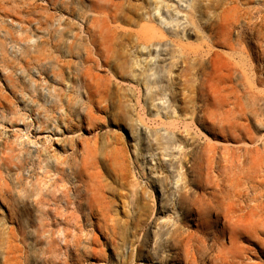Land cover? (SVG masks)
Returning a JSON list of instances; mask_svg holds the SVG:
<instances>
[{
	"label": "rangeland",
	"instance_id": "rangeland-1",
	"mask_svg": "<svg viewBox=\"0 0 264 264\" xmlns=\"http://www.w3.org/2000/svg\"><path fill=\"white\" fill-rule=\"evenodd\" d=\"M105 1L108 13H114L115 7L121 8L120 20L107 24L111 26V31L97 32L94 42L92 33H88L86 20L81 19L89 14L91 3L88 0H0V99L3 103V111H0V187L9 184L12 188L9 196L4 199L0 197V264L8 259L15 263L17 258L21 264H93L96 259L91 249L102 255L113 254L114 249L111 244H107L110 237H105L98 228L92 230L89 224L84 222L81 223L82 226L71 225L67 228L68 236L65 238L60 234L58 222L53 221L54 216L58 217L56 157L64 151L71 153L70 148L76 149L78 161L85 169L81 184L89 194L88 197H94L102 203L109 197L113 201L116 219L113 224L116 237L121 241L133 216L149 214L153 210L147 178L151 172L161 171L152 169L159 165V157H155L156 160L153 161L154 157L147 155L148 160L144 163L142 154H147L149 148L147 137L156 133L160 120H166L164 108L174 101L173 97L176 96V104L175 101L173 104L178 109V115L170 113L169 117L172 115L176 120L181 118L190 122L198 140L210 141L215 138L203 125L197 121L196 123L195 119L193 121L191 112L187 114V118L184 113L186 108L195 110L203 102L204 97L197 99V91L194 89L199 80H205L206 76L213 74L215 82L212 85H217V77L223 71L221 61L214 59L205 72L199 69L200 63L196 69H192L194 52L207 48L202 39L192 35L186 43L192 52L191 56L189 55L191 59L188 56L186 64H182L173 74L177 88L175 95L172 97V92L171 95H158L160 100L156 103L159 106L150 109L144 104L142 97L145 89L142 85L139 86L138 81V76L143 70L135 64V32L155 25L152 21L139 19L137 15L149 13L156 3H161L162 0ZM174 1L176 2L171 3L178 2L184 9L192 2ZM220 1L205 0L204 5L216 2L219 7ZM232 1L240 9L243 8L241 12L244 13L246 9L251 11L250 18H241L240 14H237L246 27L242 28L245 34L237 51L240 55L243 53L248 58L250 56V65L258 66L264 60L261 49L257 52V48H261L260 44L256 43L258 29L264 25V0L221 2L226 5ZM217 6L203 12V26L208 25L211 29L210 25L215 18L210 16L213 17L212 13L219 12ZM209 28L206 27L205 32H211ZM236 30L233 31L235 35L239 29ZM242 47L244 49H241ZM19 49L21 50L18 51ZM215 51L228 58L227 51L216 48ZM2 53L7 55L2 56ZM22 54L25 60L29 59L28 62L22 60ZM14 61L16 64L12 66L11 62ZM4 67L5 70L9 69V72L6 70L8 73L4 71ZM157 75L159 77L156 76L158 78L154 80L157 86L169 84L168 78L162 80L161 75ZM33 82L37 88L39 85L38 89ZM255 88L253 90H256V95L257 92L260 93L257 95L259 102L255 108L259 116L252 120L251 127L256 141L262 143L264 86L258 85ZM157 113L165 116L164 119L158 118ZM18 128L23 132L16 131ZM37 129L40 132H37ZM38 135L52 137L47 151L45 146L38 149L29 146L28 143L36 141ZM58 138L60 141L55 140ZM189 139L190 137H187V140ZM63 140L69 141V146H65ZM9 146L15 148L14 153L10 152ZM20 146L25 148L24 153H20ZM118 147L121 148L120 151L117 150ZM156 154H159V151ZM5 157L10 158L9 161H5ZM60 183L67 184L69 180ZM134 191H138L136 196H133ZM40 194L45 200L42 207L37 205ZM19 217H22L24 222H19ZM96 220L97 217H94L93 222ZM85 231L93 233V236L87 237ZM65 239L69 244L68 248Z\"/></svg>",
	"mask_w": 264,
	"mask_h": 264
},
{
	"label": "bare ground",
	"instance_id": "bare-ground-1",
	"mask_svg": "<svg viewBox=\"0 0 264 264\" xmlns=\"http://www.w3.org/2000/svg\"><path fill=\"white\" fill-rule=\"evenodd\" d=\"M49 1L57 2V0ZM88 1L91 3L88 8L89 14L81 19L86 20L88 33H92L95 42L94 37L97 32H109L111 26L107 24L120 20L121 8L115 7L114 13H108L105 0ZM172 1L176 2L162 0L161 3H156L149 13L137 15L139 19L155 23L151 27H144L135 32L137 47L135 64L143 70L139 74L141 76H138L139 86L142 85L145 89L142 98L145 100V105L154 109L159 106L156 103L160 100L158 95H171V92L172 97L175 95L177 88L173 74L182 67V64H186L188 61L186 59L191 56L192 52L186 43L192 35H195L206 43L207 48L194 52L196 57L194 56L193 64L190 63L192 69H196L197 64L200 63L199 69L205 72L208 65L217 59L221 61L223 71L218 77L216 73L215 86L212 85L215 82L213 74L206 76L205 80H199L194 89L197 91V99L204 97L203 102L198 108L196 107V111L186 108L184 116L187 118V114L191 112L193 121L195 119V122L203 125V128L215 138L210 141L198 140L190 122L186 119L173 118V113L175 116L178 115V109L173 104L176 99L174 96V101L169 102L164 108L166 120L158 122L157 131L160 132L156 131V135L147 137L149 148L147 154H142L144 163L148 160L147 155L154 157L153 161L156 160L155 157H159V165L152 169L161 171H153L147 178L150 183L153 210L149 214L133 216L121 241L116 237L113 224L116 222L113 201L109 197L105 203H102L94 197H88L89 194L81 184L85 169L78 161L76 149L70 148L71 153L64 151L56 157L58 217L54 216L53 221L58 222L60 234L65 238L68 236V226L83 222L89 224L92 230L98 228L105 237H110L107 239V244H111L114 249L113 254L102 255L97 250L91 249L96 259L93 264H264V141L262 143L256 141L251 127L252 120H256L259 116L255 108L259 102L257 95L260 93L257 92L256 95V90L254 92L253 89L258 85L264 86V60L258 66L250 65V56L248 58L243 53L242 56L237 51L245 34L243 33L245 30H242L245 25L241 22L240 16L249 17L251 11L246 9L244 13L241 12L243 8L240 9L233 1L224 5L221 0L220 5L222 3L223 6L218 7L219 1L215 2L214 6L215 3L204 5L205 0H192L185 9L178 2L176 4L171 3ZM212 6L213 8L217 6L220 10L218 9V13H212L213 17L210 16L215 18L213 22L211 21L210 29L208 25L203 26L202 15L204 16L205 10L213 9ZM206 12L211 15L209 11ZM237 14L240 16L238 17ZM80 15L82 17L81 13ZM206 27L211 32H205ZM261 27L258 29L259 32L256 31V43L261 47L257 48V52L261 49L264 56V25ZM236 29H239L237 35L233 32ZM9 47L12 48L10 45ZM215 48L227 51L228 58H225L221 52L215 51ZM3 50L6 51L5 48ZM3 54L6 53H2V56ZM22 55V60H25ZM21 58L19 56V60ZM40 58L43 59L41 54ZM12 63V66H15V61ZM5 67L4 71L7 70ZM7 71L9 72V69ZM157 73L161 75L162 80L168 78L169 84L157 86L154 83L159 77ZM34 85L36 87V84ZM37 86L39 88V85ZM2 105L0 99V111H3ZM170 113L171 118L168 116ZM157 117L164 119L165 116L157 113ZM16 131L23 132L20 128ZM37 132H40L39 129ZM187 137L190 139L187 140ZM55 140L60 141L59 138ZM51 141V136L38 135L36 141H30L28 144L36 149L45 146L47 151ZM62 143L65 146L70 144L65 140ZM73 145L74 143L71 144ZM21 146L20 153L25 149ZM9 147L10 152L14 153L15 148ZM117 150L120 151L121 148L118 147ZM158 151L159 154H156ZM3 159L9 161L10 158ZM143 172L145 173V170ZM157 173L159 176L155 177ZM67 179L69 183H60ZM11 192L12 188L9 184L3 187L1 185V198L4 199ZM137 194L138 191L133 192V196ZM40 195L37 205L42 207L45 200L43 195ZM94 217H97L95 223ZM19 218V222H24L22 217ZM92 236L93 233H87V237ZM65 245L68 248L67 241ZM3 264L21 263L17 258L15 263L8 259Z\"/></svg>",
	"mask_w": 264,
	"mask_h": 264
}]
</instances>
